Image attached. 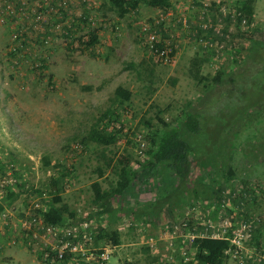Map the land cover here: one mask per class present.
I'll return each instance as SVG.
<instances>
[{
	"label": "rangeland",
	"instance_id": "obj_1",
	"mask_svg": "<svg viewBox=\"0 0 264 264\" xmlns=\"http://www.w3.org/2000/svg\"><path fill=\"white\" fill-rule=\"evenodd\" d=\"M41 3L0 0V199L12 189L20 192L7 206L16 216L37 199L49 206L50 191L55 189L53 175L58 171L52 166L60 163L72 169L61 192L63 201L77 212L76 217H87L97 209L93 183L98 181L105 189L115 184L118 177L112 165L127 155L139 170L127 195L134 210L125 209L123 201L109 202L108 211L117 210L120 216L113 224L104 220L102 225L117 227L121 243L99 245L110 253L101 264H179L183 256L192 258L195 236L233 237L244 223L248 228H240L239 233L246 237L242 248L230 253L227 264H264V230L260 242L253 237L254 230L264 223V107L257 114L256 110L254 114L241 113L237 108L242 102H256L259 83L250 87L244 82L236 95H231L239 102L227 105L232 126L225 129L221 139L216 138L220 126H224L219 117L212 121L217 128L213 134L203 132V154L208 152L210 157L206 158V179L201 168L194 165L183 186L169 170L155 176L143 164L151 134L143 119L150 120L153 127H161L159 116L176 124L184 110L206 107L201 103L204 95L221 107L227 104L229 85H214L212 78L218 72L227 79L239 71L246 73L249 58L254 55V40L264 38V0L257 1L254 22L249 27L246 23L238 26L236 0H172L167 9L141 4L136 12L123 17L108 0H72L69 17L62 21L73 18L78 22L68 36L55 28L48 30L45 14L35 26L34 19L45 8ZM24 12H30L29 16ZM88 13L95 24L86 21L84 14ZM229 14L232 16L228 20ZM161 18L160 26L156 25L161 40L177 43L181 49L174 63L168 65L146 52L142 31L145 23L154 28ZM227 25L226 36L217 38L221 36L219 29ZM93 32L98 42L88 47ZM43 36H49L47 41ZM213 49L217 52L210 51ZM196 55L205 59L201 71L210 77L207 82L212 90L208 94L205 84L188 74ZM137 67L146 73L139 74ZM148 67L153 71L150 76ZM172 78H177L175 84ZM119 85L132 91L131 99L123 104L115 95ZM189 102L194 105L187 107ZM109 108L117 111L124 124L120 135L108 146L94 140L83 144L82 138ZM103 122L106 129L107 120ZM77 143L83 148L74 147ZM46 157L51 160L50 167L45 165ZM107 157L112 158L111 166L101 176L98 167ZM228 170L233 172L231 177L224 176ZM3 179L17 182L2 185ZM213 183L219 185L216 192L207 188L215 186ZM90 220L97 232L100 220ZM8 229L12 225L0 221V237ZM11 240L7 238L0 246L14 245ZM89 245L99 247L94 240ZM33 247L30 253L23 250L18 255L14 251L20 248L8 249L5 254L15 256L0 264H41L39 251H33Z\"/></svg>",
	"mask_w": 264,
	"mask_h": 264
},
{
	"label": "trees",
	"instance_id": "obj_2",
	"mask_svg": "<svg viewBox=\"0 0 264 264\" xmlns=\"http://www.w3.org/2000/svg\"><path fill=\"white\" fill-rule=\"evenodd\" d=\"M108 1L111 3V7L116 9L121 17L132 11L136 12L141 4L162 9H167L172 6V0ZM257 1L258 0H236V3L239 4V12L235 14L238 19V26L246 23L249 27V25L254 22L253 16L256 12ZM90 16V13H88V15L84 14L86 21L90 20ZM230 16H232V14L227 15L226 19L229 20ZM228 26L229 25H227L225 29L220 30V32H217L219 35H221L217 38L222 39L226 36ZM97 42L98 35L97 33L93 32V36L90 41L86 43V46L90 47L95 45ZM223 43L224 42L221 44ZM158 46L162 48L163 44H158ZM252 49L254 50V55H251L249 58L250 61H248L249 65L248 68H246V73L245 71L244 73L239 71L234 73V75L229 76L227 79L224 73L218 72V74L212 78L214 85H229L227 93L230 94V99L228 102H226L227 104L223 105V107L219 106V104H215L214 102H210V98H204V95L201 98V103L203 102L206 107H201L198 109V111L184 110L182 116L176 124L168 123L164 121L163 117L158 115L162 125L161 127H153L150 120L143 119V122L151 129V134L149 135V145L144 150L146 155L143 164L148 170L152 171L155 176L159 175L165 170H169L171 174H174V177L181 180L180 183L184 186L186 182L188 183V179L190 178V174L193 172L194 165H196L197 168L199 166L203 173L206 171L205 169L208 168V166L205 165L206 158L210 157L208 152L203 154L205 146L201 140V136L203 135L204 131L212 134L215 132L213 129H217L215 127L216 124L213 125L212 122L214 121V117H219L224 121V126H220L219 136L216 138L221 139L225 129H230L232 126L230 125L232 117L230 107H227V105L234 101L239 102L238 100H234V98L231 99V95H236V90H239L240 85L243 87V85L246 83L251 87L258 86L259 83L260 88V91L258 90L259 95L257 96L258 98L255 103L252 102L251 104H248L242 102L241 105L239 104L240 107L238 105L237 108L240 110V112L245 114L250 112L254 114V110H256V114L262 112L261 107H264V38L260 40H254V48L252 47ZM210 51L214 53L217 52L214 49ZM238 52H241V49H238ZM202 57L203 56L199 55L193 57L188 74L193 78H196L198 82L205 84V92L208 94V92H210L212 89L210 88L211 85L207 82L210 80V77L208 75H204L201 71L203 62L205 61V59ZM130 65L136 67L135 63ZM140 67L142 68L141 64ZM141 68L137 67L138 73H146L143 71V69L141 70ZM148 69L151 72H147V75L150 76V73L153 72L152 67H148ZM171 81L173 84H175L177 82V78H172ZM115 95L119 103L123 104L125 101L131 99L132 91L122 85H119L115 90ZM237 96L241 97L240 93H237ZM211 100L215 101L216 99L212 98ZM193 105L194 104L192 102H189L187 107H191ZM158 112H160V110ZM241 113L238 114L241 115ZM224 114L227 115V118H225ZM104 119H106V123H108L106 125V129L102 127L103 125L105 126L103 122ZM249 120L252 119L249 118ZM115 121H118L119 123H114ZM123 125L124 124L120 121L117 111L109 108L104 112V117H101V119H99V121L93 125L90 133L82 138V143L86 144L89 141L94 140L97 143L107 146L113 144L117 134L120 135ZM241 127L242 125L238 127V131H241L243 128ZM216 143L218 142L216 141ZM111 161L112 158L107 157L104 165L98 167V172L101 176H103L106 169L111 166ZM45 165L46 167L51 166V160L48 157L45 158ZM61 165L63 166V170L61 172H57V175H53L55 189L50 191L52 197L50 198L49 209L45 212L44 220L50 224L63 225L66 223H73L74 221L71 220H75V218L78 220H90L94 217L95 219H99L101 223L98 226V231L94 235L95 243L98 246L105 242H111L114 245H119L121 243L120 230L117 227L113 228L102 225V223L104 220H106L110 222V224H113L120 216L117 210L108 211L107 206L111 200L123 201L121 203L122 205L126 204L125 209L128 208L130 211L134 210L130 206L127 195L131 193L132 186L137 179L139 170L134 168L127 155H122V157L119 159V162L112 165L113 170L118 177L116 183L107 189L103 188L98 181L94 182L92 185L95 192L94 203L97 204V209L87 217H76L77 212L71 209L68 203L63 201L61 193L65 188L64 184H66V177L70 170L66 167V165L60 163H57L52 167L57 168ZM213 168L216 167H212L211 169ZM215 173L216 171L214 172V177ZM232 174L233 172L228 170V172L225 171L224 176L231 177ZM206 175L207 174L204 173L202 177L205 178ZM158 179L161 181V178L158 177ZM215 184L216 183H213V185ZM21 187L23 190V185H21ZM207 188L209 190L212 188L211 191L214 189L216 192L217 189H219V185H211V187ZM192 189L195 190V187ZM247 192L248 191H246L245 194H247ZM19 193L20 192L12 189L7 193V196L0 199V215L3 213V211H5L8 205H11L17 199ZM195 196H198L197 190H195ZM168 198H170V196H168ZM122 205L120 208H118L119 211H121ZM263 230L264 223L254 230L253 237L257 243L260 242ZM191 244L194 251L192 258L190 260H186L183 256L179 264H227L230 253H233L237 248L236 245L232 243L231 236L229 235H223L219 237H214L211 235H197L193 238Z\"/></svg>",
	"mask_w": 264,
	"mask_h": 264
},
{
	"label": "built area",
	"instance_id": "obj_3",
	"mask_svg": "<svg viewBox=\"0 0 264 264\" xmlns=\"http://www.w3.org/2000/svg\"><path fill=\"white\" fill-rule=\"evenodd\" d=\"M71 1L72 0H42V3L45 4V8H42L40 4H38L42 10L39 12L40 15L34 19L35 26L41 22V14H45L47 16L45 21L48 22V30H54L55 28L57 31H61L64 36L70 35L72 33V28H77L76 23L78 21H75L73 18L68 19V21L62 20L69 17L70 11L68 7L71 5ZM33 3L35 4L37 1ZM42 3L41 5L43 6ZM29 5L30 3L27 7ZM24 14L29 16L30 12H24ZM55 17L57 19H55ZM162 18L155 21L154 28L145 23L142 27V31L145 36L144 44L146 52L159 63L168 65L174 63L181 49L178 47L179 45L177 43H164L161 40L156 25L160 26ZM70 20H72L71 22L73 23H70ZM89 21L92 23L95 22L93 21V16H90ZM47 31L45 33H47ZM218 32H220V29ZM74 36L75 35H72L71 37ZM47 37L49 36H43L45 41H47ZM158 44H163V47L160 48ZM221 45L222 47L224 46L223 44ZM74 147L82 149L83 145L77 143ZM144 147L145 143L143 142L139 147L140 153L143 152ZM66 167L69 169L71 166ZM57 170V172H61L63 166H58ZM69 170L70 172L66 180H69L68 178L71 176L70 173L72 169ZM16 182L17 179H3L1 181L2 185H15ZM48 209L49 206L47 204L41 203L37 199L28 209H21L17 216L13 209L7 207L1 214L0 221L5 225L10 223L13 224L14 231L24 232L31 237L29 246H34L33 250L35 252L39 251L37 255L40 257L41 264H101L110 258V253L107 248L91 247L89 245L93 242L96 233L92 220H78L75 218L74 222L70 224H50L44 220L45 212L48 211ZM240 228L246 230L248 225L244 223ZM240 228L235 231V235L231 237L232 243L237 247L233 252L234 254L239 252L240 248H242V240L246 238L245 235L239 233ZM11 241L14 244H19L17 236H14ZM259 260H261V258Z\"/></svg>",
	"mask_w": 264,
	"mask_h": 264
},
{
	"label": "crops",
	"instance_id": "obj_4",
	"mask_svg": "<svg viewBox=\"0 0 264 264\" xmlns=\"http://www.w3.org/2000/svg\"><path fill=\"white\" fill-rule=\"evenodd\" d=\"M167 25L170 26V23H168ZM0 218H1V215H0ZM11 225H12V229H8L7 230V234L5 233L4 236L0 237V243H4L7 238H9V239L12 238L13 239L14 236H17L19 244H14L12 246L2 244V246H0V256H2L3 258L0 261L6 260V259L8 260L7 257L13 258L15 256V253L17 254V253H19V252H21L23 250H25L26 252L30 253L29 248L31 246H29V242H30V238L31 237L29 235H27L26 233H24V232L14 231L13 224H11ZM0 234H1V232H0ZM12 248H20V249H17L16 251H14L15 253H9L10 255L7 256L5 253L8 252L7 251L8 249H12Z\"/></svg>",
	"mask_w": 264,
	"mask_h": 264
}]
</instances>
